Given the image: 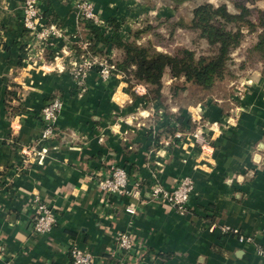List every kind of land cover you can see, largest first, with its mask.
I'll return each mask as SVG.
<instances>
[{"label": "crops", "instance_id": "obj_1", "mask_svg": "<svg viewBox=\"0 0 264 264\" xmlns=\"http://www.w3.org/2000/svg\"><path fill=\"white\" fill-rule=\"evenodd\" d=\"M40 1L45 20L58 23L66 38L42 56H31L22 0H0V264H70L74 244L91 252L95 264H114L108 253L119 230L142 247V259L128 255L130 264H264L262 61L231 79L221 97L204 101L189 98L187 90L171 99L175 83L167 74L160 98L148 84L120 74L103 80L94 69L80 90L70 74L80 40L92 41L97 53L113 59L119 52L80 20L78 0ZM91 1L106 23L97 27L105 37L117 31L123 40L138 43L135 32L147 21H189L201 4L225 5L232 13L238 12L237 2L248 4ZM255 5L264 10V0ZM244 33L249 37L244 44L253 43L256 34ZM62 47L67 53L55 61ZM56 95L63 100L56 135L43 156L23 166L20 150L41 135V108ZM196 112L202 119L193 122ZM196 128L210 147L197 143ZM112 163L126 169L130 184L141 182V197L98 188L90 175ZM185 177L193 180L187 212L149 200L153 183L170 189ZM35 195L55 209L49 234H31Z\"/></svg>", "mask_w": 264, "mask_h": 264}, {"label": "trees", "instance_id": "obj_2", "mask_svg": "<svg viewBox=\"0 0 264 264\" xmlns=\"http://www.w3.org/2000/svg\"><path fill=\"white\" fill-rule=\"evenodd\" d=\"M257 1L248 0L247 5L237 2L238 12L235 13L230 12L225 5L215 7L211 4H201L194 8L189 21H147L135 32V37L141 38L143 30L148 31L150 27L165 25L169 35L167 38L164 36L163 41L168 43L164 44L168 49L166 52L153 49L144 43L139 44L135 40L125 41L117 31L105 37L96 26L89 27L99 41L111 44L122 56L121 59H115V63L124 78L129 82L148 84L155 98L161 97L163 78L166 74L175 83L171 99L188 89L214 94L220 87L226 91L223 82L237 78L251 64L262 61L264 71V10L255 5ZM252 16H257L256 20H253ZM246 27L250 30V36L256 34V39L248 45L244 44L248 34L242 32ZM179 29L181 33L186 32L197 40H203L210 50L198 54L184 45L172 46L177 39L182 40L181 34H175ZM90 48L95 51L94 46ZM234 50H238L235 56L232 55ZM180 80L183 84L179 83ZM187 96L194 101L205 100L202 95ZM157 134L158 132L155 135Z\"/></svg>", "mask_w": 264, "mask_h": 264}, {"label": "built area", "instance_id": "obj_3", "mask_svg": "<svg viewBox=\"0 0 264 264\" xmlns=\"http://www.w3.org/2000/svg\"><path fill=\"white\" fill-rule=\"evenodd\" d=\"M22 25L27 34L32 36L33 44L27 45L26 52L31 56H42L49 47L57 43L56 40L65 39L66 33L62 27L51 21H46L40 0H22ZM77 14L81 21L88 25L103 27L105 21L95 10L91 0H78L75 6ZM79 49L71 61L70 74L80 90L86 88V78L91 70H97L103 80H107L118 73L113 56L100 54L91 50L94 44L88 39L78 42ZM67 51L64 47L55 52L54 60L62 58ZM236 85V84H235ZM139 86H142L139 85ZM243 85L239 84L241 88ZM242 92L238 95L242 97ZM201 105L199 103L197 106ZM63 108V100L59 95L54 96L41 108L40 117L43 128L39 138L23 146L20 150L23 158V166L34 160L36 156H43L47 152L46 143L54 138L57 132V121ZM198 118L193 122H198L200 115L196 112ZM195 118V117H194ZM203 123V122H202ZM156 131H154L155 133ZM197 143L202 149L210 147V142L198 128L193 132ZM96 180L97 186L103 193H112L117 195L128 194L134 197H141L142 184L136 180L130 184L126 169L120 165L111 164L104 172L91 174ZM131 185V186H130ZM193 190V180L190 177L182 178L177 184L167 189L162 184L153 183L149 191V200L157 204H165L172 207L180 213H185L189 209L188 202ZM57 215L53 205L43 201L38 195L34 197V216L31 224V234H49L56 224ZM142 248L136 238L131 236L128 231L119 230L115 234V246L109 249V257L114 264H130L128 255L135 254L136 259H142L138 251ZM70 264H95L93 254L74 244L69 248ZM137 260V261H139ZM136 261V262H137ZM135 262V263H136Z\"/></svg>", "mask_w": 264, "mask_h": 264}, {"label": "rangeland", "instance_id": "obj_4", "mask_svg": "<svg viewBox=\"0 0 264 264\" xmlns=\"http://www.w3.org/2000/svg\"><path fill=\"white\" fill-rule=\"evenodd\" d=\"M247 30L250 31L249 28H243L242 32H246ZM178 32H180V30L175 32V34L176 35L177 34H181L182 40H178L176 38L177 40L172 46H174V45L176 46V44L184 45L185 47H187V48H189L191 50H194L198 54L202 53V52H208L210 50V47L203 40H197V39H195V36L192 37L193 35H190L189 33H186V32L185 33L184 32L178 33ZM141 33H142V37H141V39L139 41V44H143L144 43L147 46H149V47H151L153 49L159 50V51L166 52L168 50L167 46H164V44H168V43H163L164 36L166 38H167V36H169L168 35V31L165 28V25H156V27H154V28L150 27V29L148 31L143 30V32H141ZM245 39L247 41L246 37H245ZM248 40H249V37H248ZM251 55L254 57V53H252ZM120 56H121L120 54L118 56H116V59H121L122 56L121 57ZM114 62H116L115 59H114ZM115 65H116V68H117V64L116 63H115ZM117 72L120 73V75H122L124 77V75L120 71H117ZM230 82L231 81H228V82H225V83L223 82V85H225L224 87L228 88L229 86H232V84H229ZM219 89L217 88V90H216V92L214 94H210V92H208V93L199 92L198 93V91L193 90V89H188L187 93L189 95H192L193 97H195V96L199 97L200 95H202L204 97V99H213L214 97H221L220 94L225 91V90H223L224 88H222V87H220ZM228 90H229V93L232 92L231 89H228ZM218 99H220V98H218Z\"/></svg>", "mask_w": 264, "mask_h": 264}]
</instances>
